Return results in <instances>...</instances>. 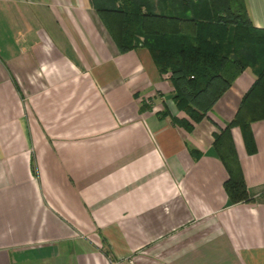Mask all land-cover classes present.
<instances>
[{"label":"crops","instance_id":"crops-1","mask_svg":"<svg viewBox=\"0 0 264 264\" xmlns=\"http://www.w3.org/2000/svg\"><path fill=\"white\" fill-rule=\"evenodd\" d=\"M243 3L264 28V0ZM254 75L191 120L90 0H0V264H264V117L252 151L229 128L249 200L212 145Z\"/></svg>","mask_w":264,"mask_h":264},{"label":"trees","instance_id":"trees-1","mask_svg":"<svg viewBox=\"0 0 264 264\" xmlns=\"http://www.w3.org/2000/svg\"><path fill=\"white\" fill-rule=\"evenodd\" d=\"M119 50L144 46L159 72H167L171 98L198 119L245 67L254 78L236 111L213 134L212 145L228 176L229 202L249 200L229 135L238 125L252 151L249 122L264 117V28L251 24L243 0H90ZM188 129L191 122L172 118Z\"/></svg>","mask_w":264,"mask_h":264}]
</instances>
